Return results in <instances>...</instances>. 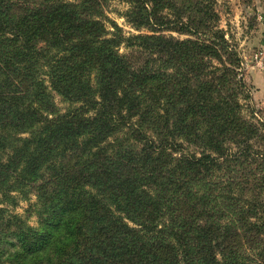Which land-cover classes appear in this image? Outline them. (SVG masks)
Instances as JSON below:
<instances>
[{
	"label": "trees",
	"instance_id": "obj_1",
	"mask_svg": "<svg viewBox=\"0 0 264 264\" xmlns=\"http://www.w3.org/2000/svg\"><path fill=\"white\" fill-rule=\"evenodd\" d=\"M74 1L0 0V264H251L238 237L264 236V216L246 228L234 177L210 175L257 134L239 111L237 48L183 22L198 39L108 37L103 21L74 18L100 0ZM141 1L142 26L155 7Z\"/></svg>",
	"mask_w": 264,
	"mask_h": 264
},
{
	"label": "rangeland",
	"instance_id": "obj_2",
	"mask_svg": "<svg viewBox=\"0 0 264 264\" xmlns=\"http://www.w3.org/2000/svg\"><path fill=\"white\" fill-rule=\"evenodd\" d=\"M75 2L74 0H70ZM150 7L154 5L155 12L151 15L150 24L141 26V13H145L141 0H100L99 6L91 10H77L74 18H91L103 21L108 37L119 30L125 36L141 34H159L162 36H174L177 39H198L199 35L180 30L181 22L191 26H197L201 31L207 27L216 26L223 29L228 39L239 51L242 58V66L238 70L239 77H242L246 86L239 94V109L243 119L253 123L257 128V134L252 132L249 136L250 148L245 156L240 155L236 161L228 157L216 174L220 176L219 181L225 182L229 176L234 177L235 202L233 203L238 211V216L243 219L245 227L251 220L261 224V216H264V0H146ZM208 10L209 12L206 13ZM214 11V12H213ZM90 13H95L91 16ZM73 18V19H74ZM167 23V24H163ZM161 24V25H159ZM156 30V31H153ZM45 47V42L39 43ZM136 51V52H135ZM119 52L135 58L145 59L140 50L135 47H126L125 43L119 46ZM258 55V56H257ZM53 101L58 110L65 112L70 101L50 91ZM233 147L232 153L240 152L239 144H227ZM242 156V157H241ZM35 202L36 195L31 196ZM253 203L251 209L257 214L248 212L244 207ZM30 209V201L21 200L14 208L16 213L23 215L32 226L38 225V217L35 213L27 211ZM133 225L132 223H130ZM254 226L251 232H241L238 240L242 244L255 246L251 250V264H264V236L257 232ZM2 264H9L8 262Z\"/></svg>",
	"mask_w": 264,
	"mask_h": 264
},
{
	"label": "built area",
	"instance_id": "obj_3",
	"mask_svg": "<svg viewBox=\"0 0 264 264\" xmlns=\"http://www.w3.org/2000/svg\"><path fill=\"white\" fill-rule=\"evenodd\" d=\"M257 56H258V55H257ZM263 58H264V55H261V56H260V59L262 60Z\"/></svg>",
	"mask_w": 264,
	"mask_h": 264
}]
</instances>
